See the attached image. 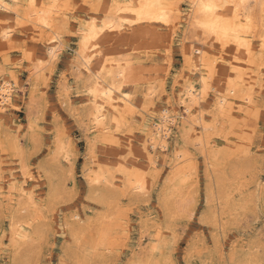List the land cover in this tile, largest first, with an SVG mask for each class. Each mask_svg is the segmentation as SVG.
Listing matches in <instances>:
<instances>
[{
    "label": "rangeland",
    "instance_id": "1",
    "mask_svg": "<svg viewBox=\"0 0 264 264\" xmlns=\"http://www.w3.org/2000/svg\"><path fill=\"white\" fill-rule=\"evenodd\" d=\"M193 1L88 65L82 28L131 0H0V264H264V39L195 32Z\"/></svg>",
    "mask_w": 264,
    "mask_h": 264
},
{
    "label": "bare ground",
    "instance_id": "2",
    "mask_svg": "<svg viewBox=\"0 0 264 264\" xmlns=\"http://www.w3.org/2000/svg\"><path fill=\"white\" fill-rule=\"evenodd\" d=\"M193 6H194V10L192 13L193 19L191 21H192V25L195 27V28H193V30H195V32L197 31V33L201 31L204 35L207 34L208 37H210L212 35L217 39V41L220 40L221 43L223 42L225 44H228V42L233 39L235 44H237L239 46V48H241V49L245 48L248 50V52L250 49L249 42H247V39L245 40L244 38H242V36H241L242 33L246 34V33L252 32L255 35L261 36L264 39V0H194ZM165 8L166 7H164V0H131L129 5H126L125 7L119 6L116 10V12H118L117 14L111 13V11H109L105 15L101 24H98L96 22V20L94 19L88 26L82 28V30L84 31V36H83V46H82L83 49L81 48L82 49L81 50V52H82L81 57L89 65V63L92 59L89 56H87V54H86L87 53L86 49L89 48V43L93 40H98V39L101 40V38L105 35L108 36L107 39L109 38L113 42L120 41V40L124 39V37L127 35H125L123 33L124 31H122V30L124 29V27H128V26H126L127 23H129L130 25H134V24H136V26L139 25L140 28L138 27L137 30H142L143 29L142 25L146 23V26H145V28L147 29L146 33L150 32L148 27H150L152 25H155L156 28H157V25H161L162 27L168 26V25L170 26L171 22H172V18H171L172 16H170L171 14L170 15L168 14V12L166 11ZM226 9H229L231 11V13H232L231 17L224 16L223 13ZM124 11H131L130 14H132V12H133L135 15L134 19L127 21V18L121 14V12H124ZM131 28H134V27L132 26ZM159 28H160V26H159ZM128 31H127V33L130 32V31L129 32ZM125 32H126V30H125ZM137 32H139V31H137ZM94 45H96V44H94ZM97 45H98V43H97ZM119 46H120V44H119ZM54 49L50 48V52L52 54L54 53ZM98 51H100V50H98ZM198 53L201 54L199 56V60L204 61V58L206 55L204 56V54L202 53V51L200 49H198ZM247 56L249 57V55H247ZM103 63H105V62L103 61ZM94 68H96V65ZM94 68L91 66H88V69L91 71L90 77L96 76V80L92 79V80H94V84H95V87H93L92 90L96 93L98 91L99 92L101 91L103 94H105L108 97V99L110 101H112L114 99L112 97V92H113L112 88L109 87V89H106V86H103V81L101 80V76L103 74L100 76L99 72L97 71L98 69L96 68L97 69L96 70ZM115 76L122 78L121 82H118V83H122V82L128 83V81L134 80L132 78V76L130 75L129 70L127 68L118 70V73H116ZM103 77H105V76L103 75ZM111 85L113 87H115L114 82ZM118 86H119V84H118ZM122 86H123V83H122ZM7 87H3L2 85H0V88L3 90V93L1 92L0 94H2L4 101H8L11 97V91ZM103 87H105V88H103ZM120 87L121 86L118 87V90H120ZM194 90L195 89L192 86L188 90V92L190 94V100L193 103L199 104V102L197 100L198 98L196 99V101H193V99L195 98ZM93 91H92V93H94ZM197 94H199V93H197ZM223 102H224V100L221 99L220 104ZM113 105L115 106V104H113ZM90 108H91L90 109V116H91L92 120L95 122V124L101 125L103 123L104 117H105V115L103 113V109H104L103 105L99 104L98 102L95 101V102H93V105ZM162 119H163L162 120L163 123H165L167 121L168 122L171 121V119H169V117L166 115L163 116ZM165 131L168 132L169 128L165 129ZM137 188H139V187H137Z\"/></svg>",
    "mask_w": 264,
    "mask_h": 264
}]
</instances>
